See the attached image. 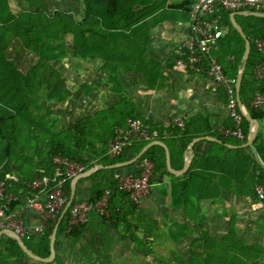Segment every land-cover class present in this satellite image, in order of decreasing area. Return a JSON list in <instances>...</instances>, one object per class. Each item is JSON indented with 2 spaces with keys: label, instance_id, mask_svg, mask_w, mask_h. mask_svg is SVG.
<instances>
[{
  "label": "trees",
  "instance_id": "16d2710c",
  "mask_svg": "<svg viewBox=\"0 0 264 264\" xmlns=\"http://www.w3.org/2000/svg\"><path fill=\"white\" fill-rule=\"evenodd\" d=\"M15 1L22 7L18 13L14 12L11 0H0V168L6 166L0 176L5 179L8 174H14L18 179L9 180L8 190L19 197L12 209L19 207L25 198L36 194L27 187V183L36 177L51 179L46 189L48 192L56 186L52 181L56 175L58 181L67 179L64 188L70 200L73 178L67 177V165L56 162L57 159L84 166L83 172L99 164L110 166L133 159L152 141H131L119 156H107L109 145L119 135V130L126 128L129 119L141 120L157 130V140L171 147L173 168L182 169L184 149L193 139L209 136L211 126L208 119L195 117L182 128L172 123L169 126L152 125L142 119L119 82L122 73L136 70L144 74L151 88L155 86L154 80L159 77V72H156V65L146 61L145 55L147 50L153 49L151 30L172 19L168 15L169 11L159 6L146 12L138 11L136 3L131 0H78L82 5V14L77 16L74 11L50 10L48 0ZM192 2L183 0L177 7L182 10L184 21L190 20ZM142 6L144 8L146 5ZM232 13L219 8L215 14L221 17L222 24L228 28V34L213 54L220 60L225 74L237 78L246 43L232 25ZM149 16L154 17L147 20ZM236 20L251 41V54L240 92L241 101L251 116L262 124L264 109L255 110L251 103L258 92L264 93V85L255 77V69L263 60L255 43L264 39V18L243 15L237 16ZM11 48L16 52L34 55L35 62L27 72L20 69L11 58ZM66 57L89 62L100 58L104 60L103 73L110 74L105 79L113 86L118 96L117 103L104 111L78 118L71 124L63 123L64 118L60 117L62 114L58 109L66 103L73 105L79 97L77 88L73 94L65 76L51 64L61 62ZM79 90L90 96L93 84L81 85ZM235 96L237 98V94ZM237 111L242 115L239 108ZM232 127L233 119L229 128ZM242 128L246 139L241 142L229 138V144H246L249 122L244 117ZM168 134L181 135L184 149L174 150L166 139ZM254 144L264 162L262 129ZM215 145L224 152L229 151V158H218L222 161V169L217 168V172H213L215 175L208 176L220 174L223 188H229L230 192L239 198H246L248 202L258 200L256 189L264 187V168L256 160L252 149H228L223 143ZM212 155L206 152L197 156L192 169L184 177H175L168 171L166 150L161 146H153L131 166L99 170L91 177L79 181V184L91 182L89 201L93 204L99 202L107 192L110 193L108 216L93 210L86 223L70 226L71 210L80 202L75 196L61 221L63 212L56 222L47 225L43 235L23 241L34 254L48 258L51 254V237L59 224L55 247L57 249L65 236L78 255L79 264H127L121 258L113 261L114 244L117 241L133 256L134 253H146V260H139L141 264H257L256 253L264 252V248L241 241L236 219H231L221 238L211 235L205 229L198 231V226L193 228L179 221H172L165 233L157 220L148 216L141 205L132 202L129 194L119 189L116 180L120 171L130 167H140L139 172L131 174L140 175L142 163L145 160L151 161L155 165V178H173V206L185 209L188 205L189 178L199 176V172L206 168L204 163L213 159ZM177 161H180L179 166ZM224 165H228L229 172L225 171ZM25 168L30 169V173ZM226 176L229 178L227 186L224 182ZM219 198L213 196L211 200ZM193 233H196V237L188 255L183 256L176 244ZM164 239L168 244H162ZM156 244L169 251L171 257L158 255ZM155 252L158 260L151 259ZM28 260L35 264H46L29 258L16 240L2 237L0 264H22ZM57 262L56 258L51 264Z\"/></svg>",
  "mask_w": 264,
  "mask_h": 264
},
{
  "label": "crops",
  "instance_id": "0c3cea01",
  "mask_svg": "<svg viewBox=\"0 0 264 264\" xmlns=\"http://www.w3.org/2000/svg\"><path fill=\"white\" fill-rule=\"evenodd\" d=\"M131 2L136 3L135 8L138 11L144 12L156 6L163 7V9L169 11L168 15L172 19L158 24L151 30L153 49L147 50L145 56L147 62L157 66L158 70L156 72H159V77L154 80L155 86L151 88L144 74L136 70L122 73L119 76V82L125 88L130 100L135 104L142 119L152 125L169 126L172 123L182 128L195 117L202 116L208 119L211 126L209 136L193 139L185 149L181 142V135L171 136L168 134L166 136V139L170 141V145L174 150L184 149L183 168L185 161L187 159L191 160L188 171L182 176L174 175L175 177H184L188 174L197 156L206 152L214 154L212 155L213 159H208L204 163L206 168L199 172V176H190L187 190L188 205L186 204L185 209H177L173 206L174 201L171 188L173 178L167 176L153 178L150 192L141 204L142 209L148 216L159 222L160 227L165 233H167L168 226L172 221H179L186 222L193 228L198 226V231L205 229L211 235L221 238L225 235L227 225L231 219H236V226L241 236V241L247 245H259L264 248V207L262 203L259 200L248 202L246 198H239L237 194L230 192L229 188H223L220 174H217L219 176H208L209 174L215 175L213 172H217V168L222 169L220 167L222 161L218 158L224 156L229 158V151L224 152L215 144L223 143L228 149L229 145L236 146L229 144V139L223 135V129H227L231 125L232 116L228 107L230 97L222 85L211 81L205 75H197L190 70L176 65L179 51L184 46L190 31V20L184 21L181 14L182 10L177 8L183 3V0H131ZM142 5L146 6L143 8ZM153 17L149 16L147 20H151ZM68 50L70 51L71 49ZM232 59L231 61H233ZM33 64L27 67L17 65L20 69L27 72ZM51 64L65 76L73 94L74 89L77 88L78 99L83 96V98L92 99L96 104L98 103L95 111L94 108H86L84 110L85 114L82 115L83 117L95 112L104 111L117 103L118 96L115 90H113V86L105 79L110 74L103 73L105 61L101 58L97 61L89 62L66 57L61 62H52ZM76 69H79L80 75L75 72ZM84 84H93V92L90 96L79 90V86ZM67 104L69 105V103ZM67 111L68 114L71 112V110ZM180 123L183 126H180ZM192 129H195V127H192ZM261 129L264 131V121L262 124L260 123L259 131ZM204 137L206 139L196 141V139ZM167 146L171 153V147ZM177 162L179 166L180 161ZM224 167L225 171L229 172L228 165H224ZM3 169L5 170L6 166L0 168L1 172H3ZM139 170L140 167H130L120 171V173L131 175L139 172ZM12 171L14 172L15 170L12 169ZM25 171L30 173V169L25 168ZM13 175L8 174L5 178L10 177L17 181L18 179ZM224 182L226 186L229 184L227 176ZM89 184L90 187L88 189L91 190L90 181H86L81 185L78 183L75 196L79 201L84 200L85 197L89 198V195H86L88 190L87 185L89 186ZM213 196L220 198L213 201L211 200ZM20 206L30 226L42 224V217L39 212L28 208L25 201ZM195 237L196 233L190 234L176 244V247L183 256L188 255L191 243ZM64 240H66L65 236L62 237V243H65ZM165 242L164 239L162 244ZM166 244L168 243L166 242ZM60 246L61 244L56 249L57 259L60 256ZM69 249L71 250L72 248L70 247ZM162 255L167 258L171 257L169 251H166L165 254L162 253ZM255 257L257 264H264V252L256 253ZM22 264L35 263L28 260Z\"/></svg>",
  "mask_w": 264,
  "mask_h": 264
},
{
  "label": "built area",
  "instance_id": "2783aa9c",
  "mask_svg": "<svg viewBox=\"0 0 264 264\" xmlns=\"http://www.w3.org/2000/svg\"><path fill=\"white\" fill-rule=\"evenodd\" d=\"M192 1L190 7V31L184 46L179 51L176 65L197 75H205L211 81L225 88L230 97L228 107L231 111L233 127L223 129V135L227 139L234 138L242 142L246 139V135L242 128L244 116L237 111L239 108L235 96L237 94V78L227 76L220 60L213 54L218 49L220 41L228 34V28L222 24L221 17H216L215 14L219 8L231 12L251 10L264 12V0ZM255 47L257 52L263 56V60L255 69V77L264 85V39L256 41ZM251 107L255 110L264 109V93L258 92L256 94ZM179 125L183 126L182 123ZM158 138L159 132L157 130L152 129L141 120L129 119L126 128L120 129L119 135L109 145L107 156L109 158L119 156L131 141H155ZM56 162L67 165L68 178H74L78 174L83 173L85 169L84 166L61 161V159H57ZM141 167L142 173L138 176L122 173L116 175L119 189L128 193L132 202L138 205H141L143 198L150 192L155 165L153 162L145 160ZM57 178L58 175L52 180L56 183V186L51 192L46 190L51 179L36 177L27 183V187L36 194L25 198L26 205L28 208L39 212L42 217V224L30 226L23 215L21 206L12 209V205L19 201V197L8 190L9 180H14V178L7 177L2 179L0 176V231H14L21 239L26 240L43 235L47 225L56 222L69 203L64 188L67 179L58 181ZM256 193L258 200L264 207V187H257ZM109 197L110 193L107 192L96 204L90 202L89 198L77 203L71 210L70 226L86 223L89 214L93 210L101 215L108 216Z\"/></svg>",
  "mask_w": 264,
  "mask_h": 264
},
{
  "label": "water",
  "instance_id": "95a60500",
  "mask_svg": "<svg viewBox=\"0 0 264 264\" xmlns=\"http://www.w3.org/2000/svg\"><path fill=\"white\" fill-rule=\"evenodd\" d=\"M239 15H244V16H248V17L253 16V17H258V18H264V12L239 11V12H233L231 14V22H232L233 27L238 31V33L242 36V38L245 40V43H246L245 53H244V56L242 59L241 70L239 71L238 77H237L236 91H237V102H238V106L240 108V111L242 112L244 118L249 122V133H248V138H247L246 144H244L242 146H230L229 145V147H231V148H239V147L251 148L252 151L254 152L256 160L264 168V162H263V160H262V158L258 152L257 147L254 144V142L257 138L259 129H260V123L258 120L254 119L251 116L248 109L243 105V103L241 101V96H240L242 82H243V78H244V73L246 71L247 64H248L250 54H251V41L247 38L242 27L235 20V17L239 16ZM203 139H206V138L205 137L199 138V139H196V141L197 142L202 141ZM153 146H161L166 150L167 168L171 174L182 176L188 171V168H189V165L191 162L190 159H187L185 161V165H184V168L182 170L177 171V170L173 169L172 160H171V153H170L168 146L160 140L152 141L138 155H136L133 159H131L127 162L117 163V164L110 165V166H105V165L99 164V165H96L93 168L89 169L88 171L80 173L77 176H75L71 182V197H70L69 203L67 204V206H66V208L62 214L60 221L62 220L63 216L67 213V211L70 209V207L74 201L79 181L91 177L93 174H95L99 170L120 169V168H123L126 166H131V165L135 164L139 159H141L146 154V152L150 148H152ZM58 227H59V224L55 227L53 234H52V237H51V242H50L51 254L48 258H41V257L37 256L36 254H34L32 251H30L29 248L25 245L23 239H21L14 231H11V230L0 231V254H1L2 237L7 236L9 238L16 240L18 242V244L21 246V248L23 249V251L31 259L38 261V262L46 263V264L53 263L56 259V255H57L55 244H56V239H57Z\"/></svg>",
  "mask_w": 264,
  "mask_h": 264
},
{
  "label": "rangeland",
  "instance_id": "374dc122",
  "mask_svg": "<svg viewBox=\"0 0 264 264\" xmlns=\"http://www.w3.org/2000/svg\"><path fill=\"white\" fill-rule=\"evenodd\" d=\"M49 2V7L50 10H64V11H74L76 13L77 16L82 14V5L78 0H48ZM12 3V7L15 13H18L22 7L19 5V3L15 0H11ZM9 54L11 56V58L14 59V61L19 64L20 66L22 65L23 67H27L29 65H32L35 62V57L34 55L30 54V53H21V52H16L13 48L10 49ZM76 73H78L80 75V71L79 69L75 70ZM75 74V73H74ZM75 78V77H73ZM77 87V86H76ZM92 99H87V98H80L77 101H75V103L73 105H71L69 103V105L66 103L62 106H60V108L58 109V112L61 113L62 115L60 117L64 118L63 123H73L75 120H77L78 118L83 117L82 115L85 114V109H93L94 111L97 109V105L96 102H92ZM92 102V104L90 105V103ZM94 106V107H93ZM67 110H71V112H69ZM67 111V113H66ZM73 117V118H72ZM72 118V119H71ZM90 187L87 185V189ZM90 189L87 190L86 195H90ZM88 197V196H87ZM145 198V197H144ZM143 198V199H144ZM147 198V196H146ZM88 198L85 197L84 201L87 200ZM143 202V200H142ZM141 202V204H142ZM159 216V215H157ZM65 243L61 242V246L59 247L60 253L58 256V262L55 264H79V258L78 255L76 254L75 250L72 248V246L70 245V241L69 240H64ZM72 248L71 250L69 248ZM156 252L158 255H161L162 253L165 254L167 250L162 249L161 246H159V244H156L155 246ZM69 250V251H68ZM154 254V256L151 258L152 260H158L156 259L157 254ZM146 253H140V254H136L129 252L124 245H122L121 243H119L118 241L115 242L114 244V254H113V261H115L118 258H121L122 260H125V262L127 264H141V261L139 260H146ZM57 258V256H56ZM150 259V260H151ZM65 262V263H63ZM158 262V261H157ZM54 263V262H53ZM159 263V262H158Z\"/></svg>",
  "mask_w": 264,
  "mask_h": 264
}]
</instances>
